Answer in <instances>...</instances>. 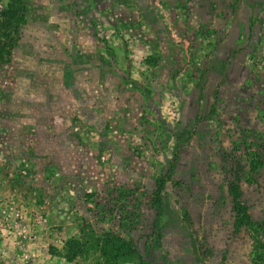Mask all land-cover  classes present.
<instances>
[{"label": "rangeland", "instance_id": "rangeland-1", "mask_svg": "<svg viewBox=\"0 0 264 264\" xmlns=\"http://www.w3.org/2000/svg\"><path fill=\"white\" fill-rule=\"evenodd\" d=\"M86 224L143 264L264 256V0H26L0 59V264H134L64 259Z\"/></svg>", "mask_w": 264, "mask_h": 264}, {"label": "trees", "instance_id": "trees-1", "mask_svg": "<svg viewBox=\"0 0 264 264\" xmlns=\"http://www.w3.org/2000/svg\"><path fill=\"white\" fill-rule=\"evenodd\" d=\"M0 59L10 55L11 50L19 40V35L22 26L24 25V13L26 7V0H1L0 2ZM182 142H177L174 149V156L171 162L174 163L178 157V150ZM160 188L153 194V208L155 211L154 228L156 236H158V221L161 215V199ZM227 192L230 196L233 213H234V229L239 231L241 229L254 230L253 224L250 221L249 213L246 205L241 200V193L237 183L228 185ZM80 236L76 238H69L63 244V258L71 261L74 258L86 255L90 249H97L100 256L108 263L111 260L117 259L129 260L135 258L134 264H143L125 240L113 242L107 235L101 240L94 238V227L86 224L82 227ZM81 228V229H82ZM195 241V240H194ZM252 264H264V256L261 253L262 246L258 244L257 240L252 239Z\"/></svg>", "mask_w": 264, "mask_h": 264}]
</instances>
